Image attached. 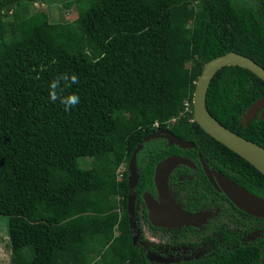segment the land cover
Listing matches in <instances>:
<instances>
[{
	"label": "trees",
	"instance_id": "16d2710c",
	"mask_svg": "<svg viewBox=\"0 0 264 264\" xmlns=\"http://www.w3.org/2000/svg\"><path fill=\"white\" fill-rule=\"evenodd\" d=\"M35 2L0 0V216L12 264H151L131 236L127 165L158 129L195 148L146 143L139 159H155L139 193L157 161L181 154L264 198V176L193 121L205 64L236 52L264 67V0H84L62 23L32 15ZM64 74L79 78L70 113L49 99ZM262 98L264 81L235 65L213 78L207 108L264 148V119L241 124ZM186 264H264V244Z\"/></svg>",
	"mask_w": 264,
	"mask_h": 264
},
{
	"label": "flooded vegetation",
	"instance_id": "af4514ba",
	"mask_svg": "<svg viewBox=\"0 0 264 264\" xmlns=\"http://www.w3.org/2000/svg\"><path fill=\"white\" fill-rule=\"evenodd\" d=\"M261 114L262 111L257 117L260 118ZM157 131L162 130L158 129ZM153 141H162L166 148L172 147L164 139H153ZM151 154L149 152L140 159L137 156V169L140 178L135 188V219L139 235H137L138 240L134 245L140 248L151 264H186L212 258L222 251H238L242 248L260 247L264 244V218L250 215L241 210L227 198L221 189L215 188L204 172L202 160L205 161L209 169L228 176L219 166L210 165L200 155L197 158H190L181 154H171L161 161H157L153 168V174H151L152 184L149 179L147 188L139 193L137 189L140 186L143 171L151 169L149 168L150 163L155 159ZM173 157H181L187 160L189 165L180 164L173 168L167 181L169 196L183 211L198 216V218L191 225H179V227L171 228L156 227L149 220L145 196L148 195L162 204L161 193L156 183V173L160 163ZM129 164L130 161L127 171ZM125 169L126 167H124V171ZM215 182L217 183L216 179ZM244 188L252 192L248 188Z\"/></svg>",
	"mask_w": 264,
	"mask_h": 264
},
{
	"label": "water",
	"instance_id": "95a60500",
	"mask_svg": "<svg viewBox=\"0 0 264 264\" xmlns=\"http://www.w3.org/2000/svg\"><path fill=\"white\" fill-rule=\"evenodd\" d=\"M235 65L249 70L264 81V67L249 57L240 55L236 52H229L225 55L212 59L205 64L202 73L196 82L193 99V121L197 123L209 136L249 162L264 176V148L223 126L211 115L207 108V94L213 78L223 68ZM261 111L262 114L260 115V120L264 119V98L258 100L248 109L241 121V124H251ZM153 139H164L170 146L175 145L183 150L195 148L194 143L179 139L169 131H157L156 133L146 137L133 152L128 170L130 194L127 212L134 245H136L138 240L137 235H139L135 219V188L138 185L140 178L137 169V156L144 148L145 144ZM201 162L204 172L215 188L218 190L221 189L227 198H229V200H231V202L241 210L250 215L264 218V198L248 191L244 187L233 182L228 177L209 169L205 161L202 160ZM180 164L189 165L187 160L181 157H173L163 161L158 166L156 183L161 193L160 199L162 204L156 202L148 195L145 196V202L149 212V220L152 225L156 227L171 228L175 226L179 227V225H191L194 224L198 218V216L183 211L169 196L167 187L168 177L173 171V168ZM215 179L218 184L215 182Z\"/></svg>",
	"mask_w": 264,
	"mask_h": 264
},
{
	"label": "rangeland",
	"instance_id": "374dc122",
	"mask_svg": "<svg viewBox=\"0 0 264 264\" xmlns=\"http://www.w3.org/2000/svg\"><path fill=\"white\" fill-rule=\"evenodd\" d=\"M80 1L84 0H36L30 5L29 10L32 15L43 14L53 23L72 22L78 17L77 3ZM70 4L71 7H68ZM89 162L92 163L93 160H89ZM123 171L124 167H119L118 175L120 178ZM8 229V218L0 216V264H12Z\"/></svg>",
	"mask_w": 264,
	"mask_h": 264
},
{
	"label": "clouds",
	"instance_id": "9594fccd",
	"mask_svg": "<svg viewBox=\"0 0 264 264\" xmlns=\"http://www.w3.org/2000/svg\"><path fill=\"white\" fill-rule=\"evenodd\" d=\"M79 83V78L76 74L69 76L64 74L57 77L49 85V99L51 102H59L66 112H71L79 103L80 97L75 92H66L74 84Z\"/></svg>",
	"mask_w": 264,
	"mask_h": 264
},
{
	"label": "built area",
	"instance_id": "2783aa9c",
	"mask_svg": "<svg viewBox=\"0 0 264 264\" xmlns=\"http://www.w3.org/2000/svg\"><path fill=\"white\" fill-rule=\"evenodd\" d=\"M189 106H190L189 104L186 105V110L187 111L189 110Z\"/></svg>",
	"mask_w": 264,
	"mask_h": 264
}]
</instances>
